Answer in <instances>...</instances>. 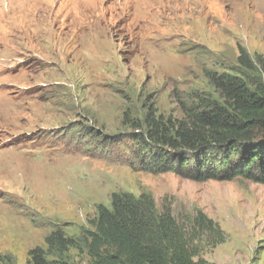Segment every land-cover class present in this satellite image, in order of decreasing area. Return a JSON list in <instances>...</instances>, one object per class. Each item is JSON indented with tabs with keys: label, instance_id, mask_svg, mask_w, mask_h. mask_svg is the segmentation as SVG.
<instances>
[{
	"label": "rangeland",
	"instance_id": "obj_1",
	"mask_svg": "<svg viewBox=\"0 0 264 264\" xmlns=\"http://www.w3.org/2000/svg\"><path fill=\"white\" fill-rule=\"evenodd\" d=\"M262 62L264 0H0V264L48 253L57 229L91 264L87 232L117 193L170 209L195 260L264 264V184L143 172L132 140L151 111L175 122L223 102L208 72L264 86Z\"/></svg>",
	"mask_w": 264,
	"mask_h": 264
},
{
	"label": "trees",
	"instance_id": "obj_2",
	"mask_svg": "<svg viewBox=\"0 0 264 264\" xmlns=\"http://www.w3.org/2000/svg\"><path fill=\"white\" fill-rule=\"evenodd\" d=\"M239 63L249 72L258 71L244 49ZM261 65L264 75V62ZM207 75L223 102L200 98L175 122L156 118L151 111L132 135L135 167L199 182L243 178L264 184V86L246 74ZM198 226L220 234L216 223L202 214ZM94 227L84 241L91 264H209L195 260L172 211L159 213L146 194L139 198L114 194L111 209L99 207ZM46 243L48 253L33 249L30 264H75L70 251L79 245L61 229L52 232Z\"/></svg>",
	"mask_w": 264,
	"mask_h": 264
}]
</instances>
